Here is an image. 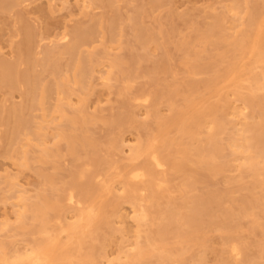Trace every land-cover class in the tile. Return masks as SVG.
I'll return each mask as SVG.
<instances>
[{
    "label": "rangeland",
    "instance_id": "rangeland-1",
    "mask_svg": "<svg viewBox=\"0 0 264 264\" xmlns=\"http://www.w3.org/2000/svg\"><path fill=\"white\" fill-rule=\"evenodd\" d=\"M261 6L262 0H245L238 14L232 0H118L114 6L97 0H18L13 6H1L0 60L18 62L30 30L34 56L38 59L37 86L42 83L47 86V107L55 105L60 96L66 98V93H57L54 74L56 77L64 74L72 57L66 53L57 67H43L40 59L44 49L59 52L71 44L83 58L91 52L95 71L88 82L86 108L94 117L84 124L86 136L94 143L88 150L79 146L78 154H70L66 152L65 142H60V153L49 161H33L26 167L16 164V159L6 157L4 152L11 120L7 111L0 112V175L17 176L20 185L17 192L8 193L7 201H0V222L8 219L14 225L0 230V243L21 251L32 240L33 235L18 220L22 204L15 203L43 189L45 173L53 177V184L45 188V194L50 200L58 195L63 198L61 207L50 211V215L54 218L61 214L64 222H74L76 210L64 198L68 183L77 180L80 184L99 185L106 174L110 177L121 172L122 176L114 181L116 188L103 192L107 216L95 226V236L86 238L80 254L93 250L98 256L97 264H125L124 251L133 249L138 241L145 243L147 237L159 230L163 224L160 222L162 211L184 210L187 200L191 202L212 193L218 196V206L202 211L198 231L188 223L168 225L164 229L170 246H178L176 234L180 230L193 232L191 250L174 264L264 263V202L261 200L264 175L259 177L261 182L256 181L252 170L244 164L240 148L230 145L239 125L254 123L259 127L264 123V88H253L252 82L253 77L263 81L264 64L254 63L248 53L229 46L230 37L239 28L249 31L250 17ZM216 20L221 21L227 40L218 36L215 27L213 34L196 41L202 33L209 32ZM76 27L94 29L92 40L79 43L72 35ZM65 33L69 35L67 40L62 39ZM193 43L192 53L187 54V48ZM112 56L120 57L122 62L111 66ZM255 65L258 67L251 71ZM19 67L26 72L29 64L23 61ZM231 67L238 70L234 76L229 74ZM123 71L130 72L133 79L120 94ZM210 81L214 84L208 87ZM68 86L74 93L66 109L72 112L82 90L73 82ZM27 89V84L10 89L0 72V110H8L13 104L29 105ZM141 92L151 93V98L149 103L139 106L132 98ZM188 99L193 109L186 107ZM226 103L232 107L226 108ZM207 107H214L217 119L225 121L217 137L224 146L217 162L224 164V168L216 174L197 163L196 147L203 143L209 130L207 126L200 127L199 137L194 141L178 130L192 110L195 114H208ZM41 112L33 109L27 115L41 118ZM156 115L169 119L164 129H159ZM59 126L67 127L68 123L62 120L50 124L49 146L53 145V134ZM148 136H155L163 156L173 161L178 160L179 147L188 145L189 161L184 171L172 164L162 169L150 163L147 155H142L134 163H149L155 175L143 182L132 181L136 186H146L143 192L135 193L134 200L127 196L129 191L124 179V173L132 165L130 148H123L121 139L133 147ZM28 149L30 156L38 154V146ZM111 165L118 167L114 169ZM107 167L111 168L107 170ZM140 204L149 214L145 221L138 222ZM104 237L108 239L106 245ZM233 243L238 246L239 256L232 251ZM73 259L74 263L60 264H78L77 258Z\"/></svg>",
    "mask_w": 264,
    "mask_h": 264
},
{
    "label": "bare ground",
    "instance_id": "bare-ground-1",
    "mask_svg": "<svg viewBox=\"0 0 264 264\" xmlns=\"http://www.w3.org/2000/svg\"><path fill=\"white\" fill-rule=\"evenodd\" d=\"M95 1V0H91ZM103 4L114 6L118 0H97ZM245 0H232V4L239 11ZM18 0H0L1 6L15 5ZM160 2V0H158ZM0 6V7H1ZM221 21L216 20L209 27V32L202 33L195 40L206 38L208 34H213V30L218 28L219 37L227 40L222 33ZM102 23H99L101 26ZM249 31L244 32L242 28L236 31V34L230 37L229 46L233 49L241 50L243 53H248L254 58V63L264 64V0L262 6L257 9L250 17ZM94 29H85L84 27H76L72 31L73 37L82 44L92 40ZM68 34L65 33L62 39L67 40ZM32 33L29 30L24 41L23 48L20 50V58L16 63H10L0 60V72L10 89H15L20 84H27V98L29 105L13 104L8 110L2 108L1 113L7 111L8 119L11 120V129L7 136V147L5 149L6 157H14L15 163L23 167L28 166L33 161H49L60 153V142H65L66 152L70 154H78V147L88 150L94 146V143L86 136L84 124L91 120L94 115L87 111L88 91H90V75L95 71L94 59L91 52H87L85 58L81 56V52L76 53L77 48L74 45H67L61 51L56 52L50 48H46L42 52L40 64L43 67L58 66L59 60L66 54H71V61L68 63V69L59 77H55V88L58 94L66 93V98L61 97L55 105L47 107L45 98L48 95L46 84L42 83L39 88L37 86L35 70L37 58L34 56L32 46ZM194 43L187 48V54L192 53ZM197 55V53H195ZM199 55V54H198ZM107 56V54H104ZM111 66H118L122 59L117 56L110 57ZM27 61L29 68L26 72L20 70L19 64ZM160 66V65H159ZM258 66H252L251 71H254ZM238 70L235 67L230 68L229 74L234 76ZM133 76L130 72H122V85L120 94L124 93L129 87ZM69 82L79 85L81 91V99L72 112L67 111L66 106L71 105L73 89L68 86ZM89 82V84H88ZM253 88H264V79L260 81L257 77H253ZM209 86L214 84L213 81L208 82ZM89 88V89H88ZM86 91V92H85ZM151 93L141 92L135 95L132 99L138 105L149 103ZM191 99L186 101V107L192 108ZM226 108L232 107V104L226 103ZM209 108V107H207ZM41 110V118H31L27 115L30 110ZM210 112L204 114L200 112L195 114L192 110L190 117L178 126V130L183 135H189L192 141L199 137L200 127L207 126L208 133L200 146H197V163L205 166L212 174H216L223 170L224 164L218 163V154L224 150V146L217 141V137L221 134L225 127L224 120H218L214 107H210ZM155 110V109H154ZM66 121L67 127L59 126V129L53 134V145H48L49 126L52 122ZM8 121V120H7ZM126 121V120H125ZM156 121L159 129H164L169 119L156 115ZM238 124V123H237ZM155 136H148L143 141L135 146L126 144V139H121L123 148H130L129 159L132 161L131 167L124 173L125 185L128 189V197L135 200V193L144 191L146 186H136L134 182H143L147 177L152 178L155 173L150 168L149 163L138 164L134 163L142 155H147L150 163L157 168H164L167 164L177 166L184 171L186 164L189 161V147L182 145L178 150V160L163 156L162 149L156 146ZM114 143V139L110 141V146ZM36 145L39 147L38 154L30 156L28 147ZM231 146L236 145L240 148V153H243L244 164L252 170L254 179L261 182L259 177L264 175V123L257 127L254 123H243L236 128L233 134ZM235 149V148H234ZM106 163L111 164L110 161ZM109 167V165H108ZM116 169L118 165H111ZM106 170V171H107ZM81 175H85V170H81ZM97 173V176H100ZM122 176L121 172H117L112 176H108L101 180L99 185L80 184L77 180L69 182L64 188V198L68 200L70 206L75 208L74 222L63 221L61 214L57 217H52L50 211L57 210L61 207L63 198L58 195L55 200H50L45 194V188L53 184L51 174H44L43 189L38 190L34 196L25 195L18 199L15 205H21V210L18 212V220L21 227L27 228L33 235L32 240L27 243L26 247L21 251L10 249L5 243H0V264H60L61 262L74 263V257L77 258L78 264H97V254L91 250L86 254H80L86 238L95 236L94 228L98 222L107 216L105 211L104 191H112L115 189V178ZM19 180L17 176L10 174L0 175V201L9 199L8 193L17 192L19 190ZM97 198L101 200L97 201ZM264 202V194L261 197ZM262 203V202H261ZM115 205V204H114ZM264 205V203H263ZM218 206V196L209 194L208 197L186 201L184 210L182 209H167L160 213V222L163 224L157 232L147 237L145 243L138 241L133 249L124 251L123 261L125 264H174V262L184 259V254L189 252V243L193 242L192 233L189 231L180 230L176 236L178 237L177 245L170 246L169 241L165 237L164 229L168 225L183 226L190 224L193 229L198 231V223L201 221L200 215L202 211L208 208ZM148 209L140 204L137 211L136 220L138 222L145 221L148 217ZM230 216V213H226ZM66 218V217H65ZM56 222V223H53ZM14 227L8 219L0 222V230H7ZM64 234H66V239ZM197 240V239H196ZM104 244L108 243L107 237L103 239ZM14 244V243H13ZM232 251L239 256L238 246L233 243ZM120 256V259L123 258ZM195 259L199 260L200 257ZM247 264H254L249 262ZM264 264V263H262Z\"/></svg>",
    "mask_w": 264,
    "mask_h": 264
}]
</instances>
